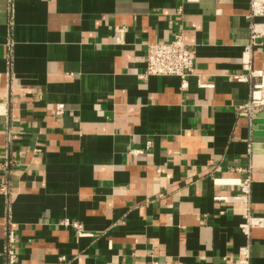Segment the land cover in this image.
<instances>
[{
    "label": "crops",
    "instance_id": "1",
    "mask_svg": "<svg viewBox=\"0 0 264 264\" xmlns=\"http://www.w3.org/2000/svg\"><path fill=\"white\" fill-rule=\"evenodd\" d=\"M247 8L0 0V264H235L245 249L264 264V228L246 236L244 207L218 199L249 168L264 216V106L238 115L251 85L231 79ZM176 33L193 73L141 77L147 44ZM250 66L264 71V40Z\"/></svg>",
    "mask_w": 264,
    "mask_h": 264
},
{
    "label": "built area",
    "instance_id": "2",
    "mask_svg": "<svg viewBox=\"0 0 264 264\" xmlns=\"http://www.w3.org/2000/svg\"><path fill=\"white\" fill-rule=\"evenodd\" d=\"M248 8L246 17L249 21V39L244 46L243 52L247 55V60L243 66L247 70L246 74L232 75L231 79L240 82H250V92L248 100L236 107L240 116L250 117L255 109L264 106V85L260 82L264 71L253 70L250 66L251 51L256 45L264 40V0H247ZM120 32L122 30H119ZM120 37V36H119ZM116 38L117 41L120 39ZM195 61V51L188 47L182 34L176 33L172 39L162 42L148 43L146 46V66L141 77L147 76H177L184 83L185 79L193 73ZM65 110L64 105L58 104L55 114L61 115ZM245 176L239 180V190L236 194L219 197V200L228 203L241 204L244 207L243 221L239 228L243 234L249 235L252 228H264V216L253 215L250 209L251 177L249 168L244 169ZM62 225L71 227L78 236L83 235L81 225L77 221L63 219ZM9 260L12 261L14 253L8 250ZM235 264H248V254L245 249L244 254Z\"/></svg>",
    "mask_w": 264,
    "mask_h": 264
}]
</instances>
